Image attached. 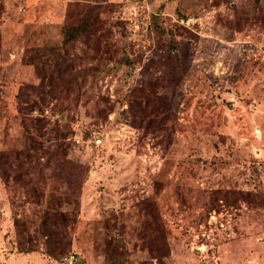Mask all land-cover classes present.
Instances as JSON below:
<instances>
[{"label": "rangeland", "instance_id": "374dc122", "mask_svg": "<svg viewBox=\"0 0 264 264\" xmlns=\"http://www.w3.org/2000/svg\"><path fill=\"white\" fill-rule=\"evenodd\" d=\"M71 1L0 0V151L34 147L27 132L39 127L20 113L18 94L25 83H39L31 60L69 65L58 46ZM100 3L113 30L110 42L124 45L135 64L118 63L121 53L104 60L78 107L66 102L61 114L49 108L41 115L43 134L36 135L54 149L71 142L68 158L89 165L71 252L86 264H142L153 237L146 213L156 200L171 246L166 264H264L261 206L219 210L211 201L219 189H264V0ZM180 59L190 63L183 78ZM130 70L132 79L158 82L178 105L167 150L152 137L141 146L139 130L121 119L119 107L106 121L95 116L96 101L114 99ZM145 123L156 125L153 118ZM46 188L54 190L51 182ZM25 200V192L16 196L0 178V264H55L43 242L31 255L19 254L16 217L37 231L42 215L41 205ZM116 218L124 223L117 239L127 246L108 251V225Z\"/></svg>", "mask_w": 264, "mask_h": 264}, {"label": "trees", "instance_id": "16d2710c", "mask_svg": "<svg viewBox=\"0 0 264 264\" xmlns=\"http://www.w3.org/2000/svg\"><path fill=\"white\" fill-rule=\"evenodd\" d=\"M102 1L107 0L70 2L67 22L62 30L63 39L58 46V54L69 62L68 66L43 58L28 63L34 66L40 80L37 84L25 83L21 86L18 109L30 125L39 127V131L34 128V131L27 132L34 147L0 151V178L6 188L16 196L25 192L28 201L35 200L41 205V223L37 231L34 230L35 223L31 224L26 217H16L18 251L24 254L35 253L40 242H43V252L49 255L55 264H59V261L73 250L72 229L77 223L75 208L78 209L76 204L79 202L89 165L68 158L71 142L61 140L55 149L45 146L42 139L36 136L43 134L40 131L43 118L41 115L49 108L61 114L66 110V102L77 108L85 92L94 88L104 60L121 53L118 63H124L130 68L135 64V59L130 56L124 45H116L114 41L113 44L118 49H113L110 42L113 30L110 23L102 17L105 9L100 3ZM237 24L242 27L241 22ZM169 47L172 50L176 48L175 45ZM180 61L183 66L179 76L183 78L190 63L185 59ZM132 77L133 72L130 70L122 87L117 89L114 99L102 96L96 101L95 116H98L101 122L106 121L119 107L121 119L139 130L138 143L141 146L152 137L155 146L167 150L173 142L178 105L172 104L170 99L161 93L162 87L158 82L144 79L140 81ZM58 101L62 104H56ZM150 118L156 122L152 128L145 123V119ZM254 170L259 174L257 168ZM49 182L55 191L47 190L46 185ZM57 183H66L67 188L60 189L56 187ZM214 192L212 205L219 210L224 207L238 209L242 202L245 205L257 202L264 211L263 188L257 191L226 188ZM148 210L146 214L151 220L153 237L146 243L148 259L142 264H154V260L159 264H166L165 260L171 254V246L161 218L162 207L155 200ZM123 225L117 218L113 223H109L106 250L116 251L117 243L123 248L127 246L126 239H117L116 232L122 230ZM117 253L124 255L119 250ZM80 263L84 264L85 261L81 259Z\"/></svg>", "mask_w": 264, "mask_h": 264}, {"label": "built area", "instance_id": "2783aa9c", "mask_svg": "<svg viewBox=\"0 0 264 264\" xmlns=\"http://www.w3.org/2000/svg\"><path fill=\"white\" fill-rule=\"evenodd\" d=\"M81 255L75 251L71 252L67 256L63 257L59 264H81Z\"/></svg>", "mask_w": 264, "mask_h": 264}, {"label": "crops", "instance_id": "0c3cea01", "mask_svg": "<svg viewBox=\"0 0 264 264\" xmlns=\"http://www.w3.org/2000/svg\"><path fill=\"white\" fill-rule=\"evenodd\" d=\"M20 255H24V256H29V255H31V254H28V255H26V254H24V253H19ZM82 260H84V257L82 256ZM86 264V263H85Z\"/></svg>", "mask_w": 264, "mask_h": 264}]
</instances>
